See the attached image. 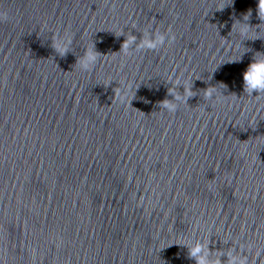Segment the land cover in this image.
Returning a JSON list of instances; mask_svg holds the SVG:
<instances>
[{"label": "water", "instance_id": "1", "mask_svg": "<svg viewBox=\"0 0 264 264\" xmlns=\"http://www.w3.org/2000/svg\"><path fill=\"white\" fill-rule=\"evenodd\" d=\"M256 2L0 0V264H196L193 244H264V95L242 91L264 54ZM146 29L175 40L125 51ZM177 77L196 94L159 111ZM216 85L240 98L205 109Z\"/></svg>", "mask_w": 264, "mask_h": 264}, {"label": "clouds", "instance_id": "2", "mask_svg": "<svg viewBox=\"0 0 264 264\" xmlns=\"http://www.w3.org/2000/svg\"><path fill=\"white\" fill-rule=\"evenodd\" d=\"M233 2V0H232ZM226 4H220L215 7V10H223ZM256 13L259 18L264 19V0H257L256 2ZM13 10L0 6V22L9 21L13 16ZM252 14V10L249 9L245 15V19H248ZM207 16L204 15V18ZM208 24V23H207ZM210 25V24H208ZM238 31L241 36L247 35L248 27L246 25H237L233 29ZM123 35V34H122ZM124 40V50L128 51L141 50V49H155L158 46L165 44L167 40L168 44H172L175 40V35H173L169 30L166 32H150L147 29L144 31L143 35L138 39L135 35L125 36ZM71 41L61 42L60 38L54 39L52 41V46L57 54L64 55L68 52V48ZM228 47L225 41L223 42ZM99 57L94 47L86 49L79 57L77 61L78 67L82 72H90L95 64L97 63ZM239 57L235 56L231 59V62H238ZM221 62L219 65L223 64ZM242 91L244 96L249 98L259 99L264 95V54H258L246 67L242 73ZM169 84L172 85L171 91L168 90V94L172 97L171 100L165 99L159 104V111L175 113L182 105L188 104L189 98L193 97L196 93L193 92V80H186L177 77L174 80H170ZM226 86H224L225 88ZM183 91H179V89ZM216 86H209L203 89L199 95L202 98L201 105L207 106L212 104H224L230 98L235 100L240 98L234 94H226L225 90ZM264 120V119H260ZM257 117H253L252 122L256 123ZM257 127V123H256ZM249 127L253 130L256 129ZM227 240H231L233 247H230L225 252H218L215 257L210 253L205 252L203 242L193 244L189 246V258L194 259L196 264H264V244L259 243V241H248L246 244H240L239 242L233 243L232 238L229 236ZM185 246L187 242H184ZM223 257V259H221Z\"/></svg>", "mask_w": 264, "mask_h": 264}]
</instances>
